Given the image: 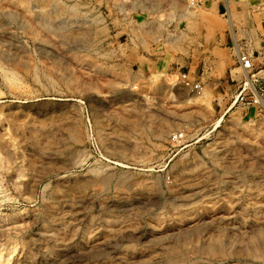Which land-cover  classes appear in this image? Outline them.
<instances>
[{"label": "rangeland", "instance_id": "rangeland-1", "mask_svg": "<svg viewBox=\"0 0 264 264\" xmlns=\"http://www.w3.org/2000/svg\"><path fill=\"white\" fill-rule=\"evenodd\" d=\"M221 1L0 0V264H264L259 69H177Z\"/></svg>", "mask_w": 264, "mask_h": 264}, {"label": "crops", "instance_id": "crops-1", "mask_svg": "<svg viewBox=\"0 0 264 264\" xmlns=\"http://www.w3.org/2000/svg\"><path fill=\"white\" fill-rule=\"evenodd\" d=\"M245 1L222 0L217 3L214 7V13L223 18L222 22L226 21V29L222 30V24H219L220 27L215 31L213 38H209L207 43L203 45L204 49L198 51L196 55L190 54V57L181 58L177 69L185 66L187 73L195 71V80L197 81L204 79L210 83L215 80V77H220V80L226 78L227 83H229V81L232 82L234 80L230 77L233 71L239 70L242 73H246L238 58L240 54H246L251 58L255 70L259 69L256 72L257 78L260 82L264 83V40L260 44L257 43V45L255 43L256 46H252V44L255 45L253 40L256 38L255 35L257 33L253 35L248 29L243 32L239 27L241 23L237 21L239 6L246 4ZM251 22V20H247V26L251 25ZM168 64V60H152L151 63L146 65L143 72L157 74L160 71H166ZM216 73L220 75L215 76ZM246 79L247 85H251L247 77ZM232 87L234 85L227 86V90L231 91Z\"/></svg>", "mask_w": 264, "mask_h": 264}, {"label": "built area", "instance_id": "built-area-1", "mask_svg": "<svg viewBox=\"0 0 264 264\" xmlns=\"http://www.w3.org/2000/svg\"><path fill=\"white\" fill-rule=\"evenodd\" d=\"M238 58H239V61H240L241 65H242V68H243L244 71H250V70H252L253 64H252V60H251V58L249 56H247L246 54H240L238 56ZM180 82L182 83V85L184 87L189 88L191 90H196L197 93H199V91H201V86L199 85V83H193L189 79L188 74H181L180 75ZM245 84L246 83H244V85ZM245 86H247V85H245ZM243 91H244V89H243ZM242 92L239 93L236 98L240 102H245L246 99H245V96L242 95ZM251 97H252V98H250L251 99V102L257 103V97H259V96H258V93L255 92V90H254V92H251Z\"/></svg>", "mask_w": 264, "mask_h": 264}]
</instances>
